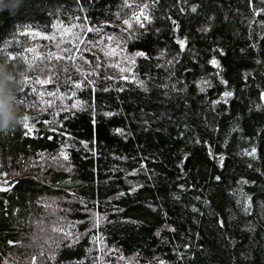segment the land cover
<instances>
[{
  "label": "trees",
  "instance_id": "trees-1",
  "mask_svg": "<svg viewBox=\"0 0 264 264\" xmlns=\"http://www.w3.org/2000/svg\"><path fill=\"white\" fill-rule=\"evenodd\" d=\"M4 60L0 264H264V0H22Z\"/></svg>",
  "mask_w": 264,
  "mask_h": 264
},
{
  "label": "clouds",
  "instance_id": "clouds-1",
  "mask_svg": "<svg viewBox=\"0 0 264 264\" xmlns=\"http://www.w3.org/2000/svg\"><path fill=\"white\" fill-rule=\"evenodd\" d=\"M21 3L22 0H12V6L9 7L4 0H0V11L6 8L14 15ZM21 85L22 81L9 67L8 61H0V134L6 135L21 123L20 107L16 98Z\"/></svg>",
  "mask_w": 264,
  "mask_h": 264
},
{
  "label": "rangeland",
  "instance_id": "rangeland-1",
  "mask_svg": "<svg viewBox=\"0 0 264 264\" xmlns=\"http://www.w3.org/2000/svg\"><path fill=\"white\" fill-rule=\"evenodd\" d=\"M111 54H113V53H111ZM117 54V53H116ZM115 59H119V58H117L116 56H113ZM5 185L4 184H0V188H2V187H4Z\"/></svg>",
  "mask_w": 264,
  "mask_h": 264
},
{
  "label": "snow or ice",
  "instance_id": "snow-or-ice-1",
  "mask_svg": "<svg viewBox=\"0 0 264 264\" xmlns=\"http://www.w3.org/2000/svg\"><path fill=\"white\" fill-rule=\"evenodd\" d=\"M214 63H215V61H213ZM41 83H44V81H40ZM26 127H27V125H26ZM29 130H31V129H29ZM65 159H67V156H65L64 157Z\"/></svg>",
  "mask_w": 264,
  "mask_h": 264
}]
</instances>
